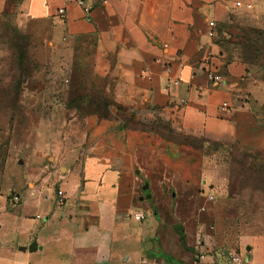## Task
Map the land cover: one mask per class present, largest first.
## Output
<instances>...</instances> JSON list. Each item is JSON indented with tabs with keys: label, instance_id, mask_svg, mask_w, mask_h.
<instances>
[{
	"label": "crops",
	"instance_id": "crops-1",
	"mask_svg": "<svg viewBox=\"0 0 264 264\" xmlns=\"http://www.w3.org/2000/svg\"><path fill=\"white\" fill-rule=\"evenodd\" d=\"M83 1L0 0V11L44 24L53 47L115 75L117 105L131 121L112 109L106 119L87 115L100 122L89 147L67 141L52 148L48 134H38L37 164L52 151L50 167L61 163L59 173L39 165L28 172L38 211L21 239L0 237V264H196L198 253L216 249L199 241L204 196L191 151L151 126L264 152V0ZM239 250L264 264V236Z\"/></svg>",
	"mask_w": 264,
	"mask_h": 264
},
{
	"label": "rangeland",
	"instance_id": "rangeland-1",
	"mask_svg": "<svg viewBox=\"0 0 264 264\" xmlns=\"http://www.w3.org/2000/svg\"><path fill=\"white\" fill-rule=\"evenodd\" d=\"M46 35L44 24L0 11V237L12 243L21 239L38 211L37 197L28 190L33 186L28 172L39 165L59 173L61 163L50 167L56 163L52 151L37 164L38 134H48L52 148L67 141L89 147L100 122L87 115L106 119L112 109L131 121L117 105L115 75L103 74L92 58L83 59L84 64L71 59L64 48L49 44ZM151 127L191 151L189 162L204 196L199 224L205 229L199 241L210 239L222 251L264 236V152L228 140L178 135L163 124Z\"/></svg>",
	"mask_w": 264,
	"mask_h": 264
},
{
	"label": "built area",
	"instance_id": "built-area-1",
	"mask_svg": "<svg viewBox=\"0 0 264 264\" xmlns=\"http://www.w3.org/2000/svg\"><path fill=\"white\" fill-rule=\"evenodd\" d=\"M105 1V0H103ZM77 3L79 5H83L84 1L83 0H77ZM236 5H240V2H236ZM247 8L251 7L250 4L246 5ZM58 13L63 14L64 13V8H58ZM208 26H209V30L207 31V36L208 37H213L215 35L214 32V26L215 23L213 20L208 21ZM166 46V45H165ZM178 66L181 68L183 67V63L181 61V54L180 53H175V56L173 58ZM168 71H170V68H167ZM207 77L211 80L214 81H218L220 80V75L215 74L214 72L207 70L206 71ZM169 81H173L174 83H177L178 78L175 77H170L168 79ZM224 108V106L222 107ZM56 203L58 205H62L64 203V197H63V191L61 189H57L56 190ZM15 199H17V197H15ZM38 217V216H36ZM133 217L136 220H140L143 218V214L141 212H136L133 214ZM208 259L206 260L205 258ZM197 259H198V263L196 264H251L249 262V258L246 255L245 251L243 250V252L239 249H232V250H226L224 253L223 257H218L216 254L213 255V253H198L197 254Z\"/></svg>",
	"mask_w": 264,
	"mask_h": 264
},
{
	"label": "water",
	"instance_id": "water-1",
	"mask_svg": "<svg viewBox=\"0 0 264 264\" xmlns=\"http://www.w3.org/2000/svg\"><path fill=\"white\" fill-rule=\"evenodd\" d=\"M144 188H146V186H144ZM20 249H21V250H25L26 247H20ZM27 249H28L29 251H33V250H35V249H36V244H35V242H34V241L31 242V243L27 246ZM247 250H249V247L246 248V251H247Z\"/></svg>",
	"mask_w": 264,
	"mask_h": 264
},
{
	"label": "trees",
	"instance_id": "trees-1",
	"mask_svg": "<svg viewBox=\"0 0 264 264\" xmlns=\"http://www.w3.org/2000/svg\"><path fill=\"white\" fill-rule=\"evenodd\" d=\"M181 239H182V236H181ZM225 251H226V250H222V251L216 250V251H215V254H216L218 257H223Z\"/></svg>",
	"mask_w": 264,
	"mask_h": 264
}]
</instances>
